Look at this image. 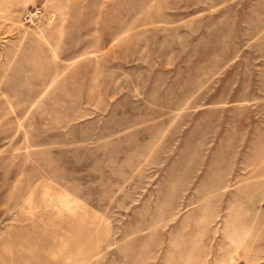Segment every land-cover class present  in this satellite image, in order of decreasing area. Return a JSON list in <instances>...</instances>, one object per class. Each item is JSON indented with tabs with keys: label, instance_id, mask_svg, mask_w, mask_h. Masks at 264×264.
I'll return each mask as SVG.
<instances>
[{
	"label": "rangeland",
	"instance_id": "374dc122",
	"mask_svg": "<svg viewBox=\"0 0 264 264\" xmlns=\"http://www.w3.org/2000/svg\"><path fill=\"white\" fill-rule=\"evenodd\" d=\"M0 264H264V0H0Z\"/></svg>",
	"mask_w": 264,
	"mask_h": 264
}]
</instances>
